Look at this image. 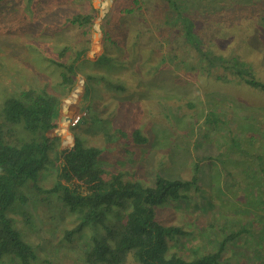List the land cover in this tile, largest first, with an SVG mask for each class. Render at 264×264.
Returning <instances> with one entry per match:
<instances>
[{
	"label": "rangeland",
	"instance_id": "1",
	"mask_svg": "<svg viewBox=\"0 0 264 264\" xmlns=\"http://www.w3.org/2000/svg\"><path fill=\"white\" fill-rule=\"evenodd\" d=\"M4 1L0 2V22L10 24L0 23V109L3 95L18 94L29 83L46 85L60 96L59 112L53 113L48 133L55 134L67 122L68 135H57L61 138L55 149L57 159L50 155L55 164L38 175L36 183L42 191L29 182L22 189L28 200L15 202L6 211L36 252L31 264H86L84 249L93 236L105 234L100 226L87 227L66 240L65 230L79 218L56 194L43 192L63 182L58 175L69 168L62 152L71 146L75 134L85 145L98 147L97 165L145 186L157 176L190 180L199 164L198 190L190 186L183 192L184 199L157 209L159 222L185 233L171 241L170 252L186 259L202 256L246 224L252 237L243 233L229 242L223 262L264 264V213L255 202L256 197H264V174L256 158L264 154V92L242 81L250 78L248 73L264 83V0H173L192 21L197 40L185 35L166 0H139L132 17L124 10L132 0H110L108 11L99 10L86 34L67 23V16L98 9L99 0H13L14 5ZM37 2L41 11L25 29L31 18L26 5ZM48 27L54 29L49 35L57 42L55 48H69L65 57L87 48L75 69L77 85L89 86L85 95L83 89L69 92L60 87L58 69L34 46L39 34L43 40L50 39L42 33ZM198 43L202 56L195 49ZM31 50L43 58L42 73L25 77L23 68L35 66ZM101 52L112 56V65L97 64ZM210 54L228 59V69L214 60L211 63ZM72 103L77 106L69 113ZM212 114L218 119L215 127L207 121L208 115L213 121ZM134 129L146 139L144 144L133 141ZM74 181L77 192H88ZM0 264L18 261L5 257ZM126 264L136 263L129 257Z\"/></svg>",
	"mask_w": 264,
	"mask_h": 264
},
{
	"label": "trees",
	"instance_id": "2",
	"mask_svg": "<svg viewBox=\"0 0 264 264\" xmlns=\"http://www.w3.org/2000/svg\"><path fill=\"white\" fill-rule=\"evenodd\" d=\"M12 1L8 0V2ZM138 1L132 0L133 6L130 4L124 9L127 16L132 17L130 15L137 8ZM166 1L174 9L175 15L179 17L185 29V35L191 40H197L192 31V21L179 12L173 0ZM0 2L5 3L4 0ZM26 6L30 9L31 18L24 24L25 29L27 25L34 23H32L33 19L39 15L38 11H41L38 8V2ZM109 8L110 0H99L98 9L91 8L90 12L85 14L77 13L67 16L66 21L76 25L78 29H83L81 34H86L91 25L97 21L99 10L108 11ZM104 16L105 14L101 16L102 22ZM0 23L10 24L8 21ZM16 29L20 30L21 25ZM50 30L54 29L48 27L46 31H42L47 34L46 38L50 39L46 41L47 39L44 38L43 40L39 34L37 40L34 41V46L42 49L45 55H48L45 59H48L47 61L58 69L57 79L60 87L67 88L69 92H73L76 88L79 92V86H81L85 95L89 86L84 85V82L77 85L75 69L76 62L86 53L87 48H79L70 57H65L69 48L64 45L59 48L61 50L56 49L57 42L53 41L54 37L49 35L52 34ZM35 34H38L37 29ZM121 34L125 35L126 32H121ZM20 41H23V38ZM195 49L202 56L199 43L198 48ZM49 53L52 54L49 55ZM30 56L35 66H31L34 68L32 70H29L30 66H27L28 69L23 68L25 77L42 73L40 61L43 58L40 53L31 50ZM207 59L211 63L214 60L224 70H227L230 65L228 59L220 55L210 54L207 55ZM224 60V65L218 64ZM231 61L236 64L234 60ZM96 62L107 66L113 64L112 56L106 52H101ZM211 65L210 68H214L213 64ZM246 75L250 78L242 80L245 84L264 92V83L254 80L248 73ZM85 80L88 82L90 77ZM59 97L53 88L46 85L36 87L32 83L27 84L18 94L3 95L0 109V262L5 257L16 259L18 264H31L37 259L34 248L22 238L15 228L13 219L6 215V211L15 202L24 203L28 200L22 189L29 182L33 183L34 189L41 192L42 189L36 183L38 175L55 164L57 159L55 149L60 145L61 138L56 135L48 136L47 129L49 128L48 123H52L53 110ZM212 115L213 121H210L209 115L207 121L215 127L218 119L215 120L217 117ZM66 123L65 121L59 128L60 135H68ZM116 131L122 136L119 132L122 130L117 129ZM131 136L136 144L146 142L138 130L134 129ZM51 153L55 155V160L51 159ZM99 153L98 147L85 145L75 134L71 146L62 152L63 163L69 168L68 170L63 169L58 175L63 182H56L52 187L43 190L45 193L56 194L68 210L76 213L79 218L73 228L65 230L66 240L71 241L75 234L87 227L100 226L103 228L105 234L93 236L92 244L84 249L86 264H126L129 257L136 264H229L227 261L223 262L227 244L243 233L252 237L249 227L243 224L238 230L229 232L219 240L216 249L210 253L186 259L170 252L171 241L185 233L178 226L164 225L159 222L156 217L157 209L168 201L184 199L186 195L183 192L190 186L198 190L196 184L199 164H196L195 174L190 180H169L157 176L151 185L145 186L137 181L125 180L121 172L112 174L97 165L96 158ZM256 158L260 164L259 170L264 174V154H258ZM73 180L81 186H86L88 192H77L71 184ZM255 202L264 213V197H256ZM246 241L249 243L248 239ZM253 242L256 245L260 244V241L255 239Z\"/></svg>",
	"mask_w": 264,
	"mask_h": 264
},
{
	"label": "water",
	"instance_id": "3",
	"mask_svg": "<svg viewBox=\"0 0 264 264\" xmlns=\"http://www.w3.org/2000/svg\"><path fill=\"white\" fill-rule=\"evenodd\" d=\"M79 90H81V86H79ZM76 106H77L76 103H72V104L70 105V108H69V109H70V112H69V113H71L72 110L76 109ZM58 107H59V103L55 106V108H54V110H53V113H54V114H55V112H56V113L59 112V111H58ZM56 119L59 120L60 118H59V117H56ZM48 126H49V127H53V123H50V122H49V123H48ZM59 132H60V130L57 129L56 132H55V134H53L52 132H50V133H48V136H53V135H56V136H57V135H60Z\"/></svg>",
	"mask_w": 264,
	"mask_h": 264
}]
</instances>
